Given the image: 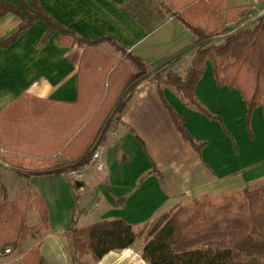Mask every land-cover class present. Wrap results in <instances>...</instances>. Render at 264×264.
Masks as SVG:
<instances>
[{
    "label": "crops",
    "instance_id": "0c3cea01",
    "mask_svg": "<svg viewBox=\"0 0 264 264\" xmlns=\"http://www.w3.org/2000/svg\"><path fill=\"white\" fill-rule=\"evenodd\" d=\"M4 1L20 5V0ZM37 1L61 27L83 37L112 36L147 64L194 40L166 0ZM230 1L228 6L240 4ZM19 23L12 12L0 14V112L40 109L41 117L51 112L56 114L55 125L59 117L62 125L65 106L59 103L76 102L83 50L76 44L58 42V31L46 36L47 25L41 20L8 41ZM191 54L180 57L170 68L185 64ZM193 93L215 118L184 104L169 86L142 82L120 123L105 134L101 170L89 163L78 171L23 177L24 185L33 188L47 208L48 231L39 241L42 264H72L61 237L75 205L71 183L78 187L75 193L81 210L76 226L83 227L112 218L140 225L194 195L240 189L264 177L261 107L252 109L246 123L248 109L242 95L234 87L217 85L208 59ZM166 104L180 117L192 142L176 129ZM47 107L52 111H43ZM44 123L48 125V121ZM59 155L62 161L68 159L61 150L38 159L52 160ZM141 248L142 244L134 243L110 251L94 264H147L140 257ZM87 260L91 262L90 257Z\"/></svg>",
    "mask_w": 264,
    "mask_h": 264
},
{
    "label": "trees",
    "instance_id": "16d2710c",
    "mask_svg": "<svg viewBox=\"0 0 264 264\" xmlns=\"http://www.w3.org/2000/svg\"><path fill=\"white\" fill-rule=\"evenodd\" d=\"M166 3L194 40L147 64L112 36L83 37L61 27L37 0L29 4L20 0V5L0 0V14L12 12L20 19L8 41L41 20L47 25L46 36L58 31V42L76 44L83 50L77 71V99L59 103L65 106L62 125L60 117L58 120L59 130L56 114L51 112L47 117H41L40 109L7 108L0 112V162H7L22 177L84 168L101 147L105 134L120 123L137 86L146 81L171 87L184 104L215 118L193 93L207 59L217 85L234 87L242 95L248 109L246 123L255 107L264 112V14L227 31V24L247 19L251 13L248 6H228L227 0ZM188 52L192 54L182 75L172 69L161 71ZM166 107L176 129L191 141L180 117ZM58 150L68 159L60 163L38 159ZM71 186L75 205L61 237L72 264H82L85 256L97 262L106 253L128 248L138 240L142 241L140 257L147 264H264V177L239 190L194 195L140 225L112 218L77 227L81 214L75 193L78 187L75 183ZM30 211L35 212L33 223H28ZM47 231L48 213L40 195L25 186L8 200L0 175V248L9 246V256L19 257L12 264H42L39 241ZM34 236L38 241L25 250V242Z\"/></svg>",
    "mask_w": 264,
    "mask_h": 264
},
{
    "label": "rangeland",
    "instance_id": "374dc122",
    "mask_svg": "<svg viewBox=\"0 0 264 264\" xmlns=\"http://www.w3.org/2000/svg\"><path fill=\"white\" fill-rule=\"evenodd\" d=\"M239 3H235V4L248 6L250 8V12L252 14H255V17L258 16V15L264 14V0H250V1L239 0ZM230 4H232V0L230 1ZM242 22L244 23V22H247V21L243 19V20H241V22L233 24L232 26H230L226 30L227 31L235 30L238 27L242 26V24H243ZM108 49H109V47H108ZM187 63L188 62H186L185 64H179V66L175 67V69H172V70H175L177 73L182 75V73L185 70V67H186ZM166 69H171L170 65L166 66L161 71L166 70ZM62 160L63 159L61 158V155H59V156L53 157L52 160H51V163H60V162H62ZM6 163L7 162H5V161L4 162L3 161L0 162V175H1V177L3 179V182H4V185H5L7 199L11 200V199H13L16 191L19 188H21V187H25V185H24L23 177L19 176L17 173H15V171H13L11 169V166L6 164ZM242 188L243 187H241L240 189H242ZM236 190H239V189H236ZM231 191H235V190H231ZM189 199L190 198H188L186 201H184L182 203H185V202L189 201ZM177 204H181V203L179 202ZM177 204H175V205H177ZM175 205L171 206L170 208H168L164 212L170 210ZM28 219H29L28 223L35 222L36 218H35V212L34 211H30L28 213ZM37 241H38V239H37L36 236L29 238L24 244V249L25 250L29 249L32 245H35ZM135 243H136L137 246H140L142 244V241L138 240ZM87 257H89V256H85V257H83L81 259L82 264H92V263L94 264V262L92 260H91V262L88 261V260L86 261ZM18 258L19 257H14V256L1 257L0 258V264H12V263H15L18 260Z\"/></svg>",
    "mask_w": 264,
    "mask_h": 264
},
{
    "label": "built area",
    "instance_id": "2783aa9c",
    "mask_svg": "<svg viewBox=\"0 0 264 264\" xmlns=\"http://www.w3.org/2000/svg\"><path fill=\"white\" fill-rule=\"evenodd\" d=\"M254 17L255 14L250 13L246 21L251 20ZM101 153H102L101 148H98L93 152L90 158V164L94 165L97 170H101L103 167V163L101 161ZM10 253H11V248L9 246H4L3 248H0V258L9 256Z\"/></svg>",
    "mask_w": 264,
    "mask_h": 264
}]
</instances>
